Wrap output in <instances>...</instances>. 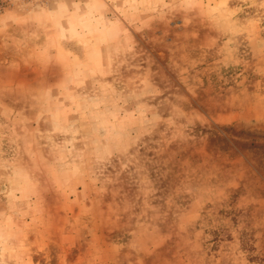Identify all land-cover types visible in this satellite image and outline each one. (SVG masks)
<instances>
[{"label": "rangeland", "instance_id": "374dc122", "mask_svg": "<svg viewBox=\"0 0 264 264\" xmlns=\"http://www.w3.org/2000/svg\"><path fill=\"white\" fill-rule=\"evenodd\" d=\"M0 264H264V0H0Z\"/></svg>", "mask_w": 264, "mask_h": 264}]
</instances>
